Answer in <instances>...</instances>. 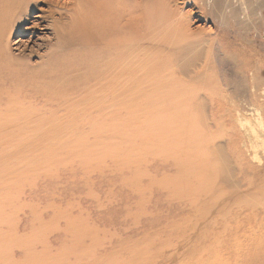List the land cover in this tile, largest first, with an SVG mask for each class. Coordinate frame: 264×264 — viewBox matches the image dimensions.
I'll return each mask as SVG.
<instances>
[{
    "label": "rangeland",
    "instance_id": "rangeland-1",
    "mask_svg": "<svg viewBox=\"0 0 264 264\" xmlns=\"http://www.w3.org/2000/svg\"><path fill=\"white\" fill-rule=\"evenodd\" d=\"M31 1L1 43L0 264H264V143L239 123L264 125V0H129L124 92H92L73 0Z\"/></svg>",
    "mask_w": 264,
    "mask_h": 264
},
{
    "label": "bare ground",
    "instance_id": "bare-ground-1",
    "mask_svg": "<svg viewBox=\"0 0 264 264\" xmlns=\"http://www.w3.org/2000/svg\"><path fill=\"white\" fill-rule=\"evenodd\" d=\"M31 2V0H0V69H8L11 64L10 61L4 60L1 53L2 50L8 49L7 45L2 48L1 43L13 26L11 17L15 14L25 17L28 8L32 6ZM128 2L129 0H110L105 2L109 5L105 9L102 7L105 6L104 2H98V12H93V15L89 16L86 10L79 9L82 7V1L73 0L76 9L73 10L75 16L71 18V23L79 33H85L87 36L100 34L98 41L104 47V59L96 67L98 78L94 82L92 92H124L123 80L132 71V67H126V64L132 62L137 65L140 62V50L137 51V48L144 40L141 32V17L134 16V12L125 6ZM57 28L54 27L55 35L60 37L63 33ZM19 43V39L12 42L14 50L19 48L17 46ZM5 63L8 65L5 66ZM239 123L245 129L251 149L256 151L259 142L264 143V125L261 117L257 116L254 120L239 119Z\"/></svg>",
    "mask_w": 264,
    "mask_h": 264
}]
</instances>
